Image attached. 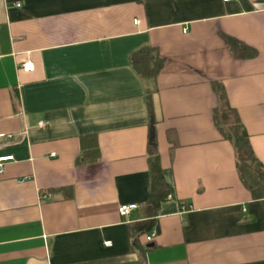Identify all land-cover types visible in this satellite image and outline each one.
<instances>
[{
    "label": "crops",
    "instance_id": "1",
    "mask_svg": "<svg viewBox=\"0 0 264 264\" xmlns=\"http://www.w3.org/2000/svg\"><path fill=\"white\" fill-rule=\"evenodd\" d=\"M144 47L165 60L155 81L130 62ZM214 83L264 165V0H0V264H264V202L214 124ZM88 136L100 158L80 163ZM157 155L171 191L142 259L130 226Z\"/></svg>",
    "mask_w": 264,
    "mask_h": 264
},
{
    "label": "trees",
    "instance_id": "2",
    "mask_svg": "<svg viewBox=\"0 0 264 264\" xmlns=\"http://www.w3.org/2000/svg\"><path fill=\"white\" fill-rule=\"evenodd\" d=\"M239 45V42L233 41L232 50L238 59H252L257 55L254 49ZM130 62L134 71L145 81H155L165 65V60L161 58L156 49L151 47L135 51L131 55ZM213 87L219 98V104L213 112L214 124L222 138L234 147L237 168L243 185L251 193L253 200L264 202V165L255 155L246 127L239 112L231 106L225 88L220 83H214ZM150 108L148 141L150 145L156 146L157 123L152 107ZM99 158L100 148L97 137L84 138L79 162L92 163ZM170 191V186L163 174L160 156L157 155L151 164V188L148 204L143 210L144 221L130 226L132 234L137 237L136 246L142 259L146 258V253L150 251V248L141 244L139 239L143 236L147 242L149 235L157 230L159 210L162 204L169 199Z\"/></svg>",
    "mask_w": 264,
    "mask_h": 264
},
{
    "label": "built area",
    "instance_id": "3",
    "mask_svg": "<svg viewBox=\"0 0 264 264\" xmlns=\"http://www.w3.org/2000/svg\"><path fill=\"white\" fill-rule=\"evenodd\" d=\"M224 2L226 3H229V2H233L234 0H223ZM17 7H21V4L18 3L16 4ZM137 23V21H136ZM187 32V30H186ZM31 67V68H30ZM23 70L25 72H30V71H33V66L31 64H26L25 66H23ZM12 158L11 157H3V158H0V173L3 172V167H4V163L11 160ZM44 198H51V194L47 195V196H43ZM138 209V206L136 204H129V205H122L119 207L118 209V213L120 215V217L122 219H125V220H128L130 218V216L132 215V213ZM157 235V232L156 231H153L149 237L147 238V242L148 243H151L153 242V240L155 239ZM110 242H106V245H109Z\"/></svg>",
    "mask_w": 264,
    "mask_h": 264
},
{
    "label": "water",
    "instance_id": "4",
    "mask_svg": "<svg viewBox=\"0 0 264 264\" xmlns=\"http://www.w3.org/2000/svg\"><path fill=\"white\" fill-rule=\"evenodd\" d=\"M148 247H149V248H152V247H153V244H151V245H148Z\"/></svg>",
    "mask_w": 264,
    "mask_h": 264
}]
</instances>
